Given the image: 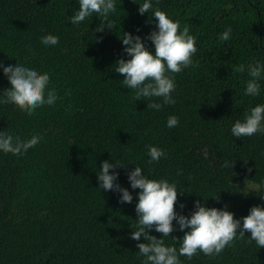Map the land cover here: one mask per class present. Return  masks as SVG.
<instances>
[{
  "label": "trees",
  "instance_id": "1",
  "mask_svg": "<svg viewBox=\"0 0 264 264\" xmlns=\"http://www.w3.org/2000/svg\"><path fill=\"white\" fill-rule=\"evenodd\" d=\"M144 2L116 0L109 17L114 29L96 32L95 15L70 22L79 0H0V63L48 73V87L59 96L28 115L3 103L11 84L0 68V132L42 137L27 153L0 151V264H144L137 245L147 241L131 239L140 190L131 188L128 173L136 166L150 179L175 183L182 192L176 211L189 217L197 200L227 207L241 221L264 205V133H231L237 120L264 104V77L260 95L252 97L245 95L247 70L233 72L241 64H264V0H150L153 10L180 21L181 30L189 26L198 49V69L175 74L176 103L158 111L148 103L162 98L137 101L115 72L119 59H129L123 33L144 39L156 30L153 10L139 13ZM228 28L230 39L220 40ZM48 34L59 43L42 44ZM145 44L154 53L152 42ZM197 80L206 95L193 97ZM170 116L179 120L175 128L167 127ZM149 146L167 156L148 164ZM105 160L125 165L115 171L134 197L131 204L99 188ZM173 223L172 236L149 234L179 249L184 232ZM250 238L245 233L215 257L181 256V264H264V248Z\"/></svg>",
  "mask_w": 264,
  "mask_h": 264
},
{
  "label": "clouds",
  "instance_id": "2",
  "mask_svg": "<svg viewBox=\"0 0 264 264\" xmlns=\"http://www.w3.org/2000/svg\"><path fill=\"white\" fill-rule=\"evenodd\" d=\"M137 2V0H133ZM139 13L143 15L153 10L150 0L140 3ZM116 0H79V9L71 17L73 25L94 15L100 18V24L96 32H103L105 28L114 29L109 17L116 13ZM153 18L156 22V30H153L146 38L131 33H123L122 43L124 51L129 57L119 59L116 63L115 72L124 77L123 85L134 91V98H162L161 103H148V109L160 110L164 105H174L172 98L175 91V74L184 69H193L195 65L193 56L197 53L196 37L190 34L188 25L173 20L169 15L158 7L153 10ZM228 28L220 35V40L228 41L231 35ZM145 39L154 45L153 51L146 46ZM41 43L46 46H55L59 43V37L48 34L41 38ZM198 69V66H195ZM4 75L8 78L11 88L4 91L3 103L14 104L28 115H32L38 108L45 105L53 106L59 99L56 90L49 89L50 75L41 74L35 69L18 63L15 66H4ZM190 68V69H189ZM247 70L250 79L247 82L245 95L257 97L260 95V79L264 77V64L259 61L233 67V72H245ZM194 95L202 96L200 92L202 81H195ZM200 92V93H198ZM198 93V94H197ZM206 95V93H205ZM208 111V110H207ZM179 120L176 116H170L167 127L175 128ZM264 133V104H259L245 113L244 120H237L231 128V133L236 138L251 137L256 133ZM42 137L33 135L30 139L23 140L19 136H13L6 131L0 132V151L21 155L40 143ZM148 164L159 162L167 153L155 146H149ZM125 165L116 161L115 164L105 160L102 170L98 172L99 188L105 191H115L120 195L121 204L133 202V195L127 189L117 183L119 172L117 167ZM227 162L225 167H227ZM110 170H112L110 172ZM251 171V169H250ZM128 179L132 189H139L136 213L138 223L132 228L131 239L140 241L143 238L146 243H138L139 253L145 257L144 264H181L180 257L191 260L199 253L205 256L215 257L220 255L226 247L231 246L237 238H243L245 233H251L249 242L255 241L259 248H264V205L253 206L250 214L243 217L242 221L236 219L234 213L219 208H209L199 200L195 202V210L191 216L180 214L176 211L178 192L175 183H169L166 179H150L142 168L128 173ZM219 199V198H214ZM184 207L183 204L180 205ZM179 225V230L184 232L182 243L177 249L175 246H165L164 237L172 236L176 231L173 222ZM162 234L158 239L150 235L152 230ZM188 229V231H185ZM239 234V236H238Z\"/></svg>",
  "mask_w": 264,
  "mask_h": 264
}]
</instances>
